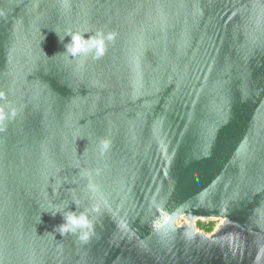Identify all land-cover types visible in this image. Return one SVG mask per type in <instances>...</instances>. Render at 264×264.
I'll use <instances>...</instances> for the list:
<instances>
[{
	"label": "water",
	"instance_id": "1",
	"mask_svg": "<svg viewBox=\"0 0 264 264\" xmlns=\"http://www.w3.org/2000/svg\"><path fill=\"white\" fill-rule=\"evenodd\" d=\"M97 29L102 58L57 55ZM9 89L0 264H264V0H0ZM50 204L97 206L91 240Z\"/></svg>",
	"mask_w": 264,
	"mask_h": 264
},
{
	"label": "clouds",
	"instance_id": "2",
	"mask_svg": "<svg viewBox=\"0 0 264 264\" xmlns=\"http://www.w3.org/2000/svg\"><path fill=\"white\" fill-rule=\"evenodd\" d=\"M56 34L61 43L66 37L70 38L67 43H63L64 51L57 55H61L70 61H76L78 66H81L88 58L94 60L102 58L108 45L115 38V33L105 32L103 29H97L91 35L72 30H66L64 37H61L59 33ZM11 93V89L7 92L0 91V132L6 131L9 124L14 122L21 112L20 107L9 99ZM108 145L107 140L101 139L98 142V150L103 153L107 150ZM82 176L88 180V191L93 194L99 193V186L95 184L92 174L85 170L82 172ZM48 209L44 213H48L52 217L59 214L62 219V223L54 228V231L58 232L59 235H73L81 244H87L91 240L94 235V223L91 214L99 211L97 206L93 205L91 209L85 208L82 211H76L65 209L62 205L50 204Z\"/></svg>",
	"mask_w": 264,
	"mask_h": 264
},
{
	"label": "rangeland",
	"instance_id": "3",
	"mask_svg": "<svg viewBox=\"0 0 264 264\" xmlns=\"http://www.w3.org/2000/svg\"><path fill=\"white\" fill-rule=\"evenodd\" d=\"M223 221H221L220 219H214V220H197L194 222L195 225V230L197 232H202L206 235L211 234L212 232H214L221 224ZM182 224H188V222L184 219V218H180V220L178 221L177 225H182ZM208 225L211 226L212 231L207 233L204 229L201 228V225Z\"/></svg>",
	"mask_w": 264,
	"mask_h": 264
},
{
	"label": "trees",
	"instance_id": "4",
	"mask_svg": "<svg viewBox=\"0 0 264 264\" xmlns=\"http://www.w3.org/2000/svg\"><path fill=\"white\" fill-rule=\"evenodd\" d=\"M201 228L204 229L207 233L212 231L211 226L205 224L201 225Z\"/></svg>",
	"mask_w": 264,
	"mask_h": 264
},
{
	"label": "bare ground",
	"instance_id": "5",
	"mask_svg": "<svg viewBox=\"0 0 264 264\" xmlns=\"http://www.w3.org/2000/svg\"><path fill=\"white\" fill-rule=\"evenodd\" d=\"M186 220V219H185ZM221 221H223L222 219H220ZM187 221V220H186ZM188 222V221H187ZM195 222V221H194ZM188 224H189V222H188ZM194 224V223H193Z\"/></svg>",
	"mask_w": 264,
	"mask_h": 264
}]
</instances>
